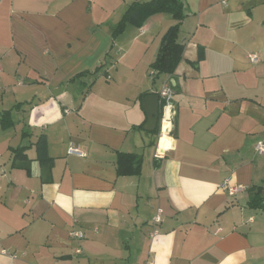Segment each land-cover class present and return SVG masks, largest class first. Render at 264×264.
Listing matches in <instances>:
<instances>
[{
	"label": "crops",
	"instance_id": "1",
	"mask_svg": "<svg viewBox=\"0 0 264 264\" xmlns=\"http://www.w3.org/2000/svg\"><path fill=\"white\" fill-rule=\"evenodd\" d=\"M133 1L0 0V114L13 124L0 121V264H264V202L248 204L253 187L264 198V0H183L182 59L154 84L175 21L156 14L112 38ZM166 86L175 134L137 129L141 95ZM19 147L28 174L12 167ZM118 153L142 156L140 174L117 175Z\"/></svg>",
	"mask_w": 264,
	"mask_h": 264
},
{
	"label": "trees",
	"instance_id": "2",
	"mask_svg": "<svg viewBox=\"0 0 264 264\" xmlns=\"http://www.w3.org/2000/svg\"><path fill=\"white\" fill-rule=\"evenodd\" d=\"M156 14H169L175 21V23L170 26L161 38L160 46L157 51L156 57L152 64L150 65V77L152 84L161 76H172L176 66L182 59V54L184 51L185 43L179 39V29L180 23L185 18L184 12V2L183 0H149L141 1L134 0L128 5L125 12L121 16L119 22L116 24L112 31V38H116L122 34L127 25H132L134 27L140 28L142 25L153 15ZM202 52L199 53V60L202 59ZM103 67H98L92 74L94 79L97 78L96 75ZM107 77L105 73L102 74ZM174 88V87H173ZM151 93H144L140 97V101ZM159 95V93H156ZM160 97V96H159ZM164 102L160 99L159 102V115L156 129L148 134L159 135L160 133V122L162 118V109ZM10 112L5 111L0 114V121L2 128L12 126V122L9 119ZM175 116L172 121L171 135L176 132ZM144 124L136 127L142 130ZM27 133H22V138H25ZM34 149L36 153V160L38 161L41 169L40 179L43 184L50 183L51 181V169L53 167L54 161L48 155L47 150V140L44 134L39 135L35 141ZM25 147H19L12 151L13 162L12 167L18 168L29 173V161L24 154ZM142 167V156L136 154H125L118 153L116 157V172L119 176H137L141 172ZM264 198L263 193L260 188L253 187L250 190L249 206L252 208H260L263 206Z\"/></svg>",
	"mask_w": 264,
	"mask_h": 264
},
{
	"label": "built area",
	"instance_id": "3",
	"mask_svg": "<svg viewBox=\"0 0 264 264\" xmlns=\"http://www.w3.org/2000/svg\"><path fill=\"white\" fill-rule=\"evenodd\" d=\"M248 58L252 63L258 62L256 55L250 54L248 55ZM0 70H1V66H0ZM159 96H160V99L164 102L163 109H162V118L160 122V130L163 131V124L164 123L169 124L170 122H172L176 114L173 103H172V97H173L172 87L171 86L163 87L159 92ZM255 150L258 153H264V136L262 137L260 141L257 142L255 146ZM67 154L76 155L79 157L85 156V154L82 153L80 149L78 147H75L72 143L68 145ZM222 187L226 189V191L228 192L230 196H234L235 194H237L238 192L242 190V188L239 186L229 187L226 185V183H223ZM155 220L158 221L159 216H157ZM68 236L69 238H71L72 240H74L76 243L79 244L77 248L75 249V253L77 255H80L82 253V246L80 243L84 240V233L81 230L72 229L71 231H69Z\"/></svg>",
	"mask_w": 264,
	"mask_h": 264
},
{
	"label": "water",
	"instance_id": "4",
	"mask_svg": "<svg viewBox=\"0 0 264 264\" xmlns=\"http://www.w3.org/2000/svg\"><path fill=\"white\" fill-rule=\"evenodd\" d=\"M160 97L158 94H150L142 100V108L146 114V124L144 131L150 133L156 129L159 115Z\"/></svg>",
	"mask_w": 264,
	"mask_h": 264
},
{
	"label": "rangeland",
	"instance_id": "5",
	"mask_svg": "<svg viewBox=\"0 0 264 264\" xmlns=\"http://www.w3.org/2000/svg\"><path fill=\"white\" fill-rule=\"evenodd\" d=\"M96 1H97L98 4L107 3L108 5L113 6L115 4L116 0H96Z\"/></svg>",
	"mask_w": 264,
	"mask_h": 264
},
{
	"label": "bare ground",
	"instance_id": "6",
	"mask_svg": "<svg viewBox=\"0 0 264 264\" xmlns=\"http://www.w3.org/2000/svg\"><path fill=\"white\" fill-rule=\"evenodd\" d=\"M165 125L167 126V123H164V129H165V127H166ZM163 131H164V130H163Z\"/></svg>",
	"mask_w": 264,
	"mask_h": 264
}]
</instances>
